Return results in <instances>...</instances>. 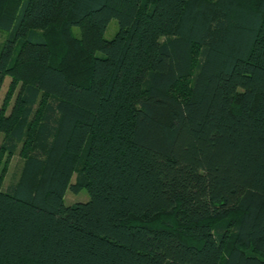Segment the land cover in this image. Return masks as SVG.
<instances>
[{"label":"trees","instance_id":"1","mask_svg":"<svg viewBox=\"0 0 264 264\" xmlns=\"http://www.w3.org/2000/svg\"><path fill=\"white\" fill-rule=\"evenodd\" d=\"M0 31V264H264V0H0Z\"/></svg>","mask_w":264,"mask_h":264},{"label":"rangeland","instance_id":"2","mask_svg":"<svg viewBox=\"0 0 264 264\" xmlns=\"http://www.w3.org/2000/svg\"><path fill=\"white\" fill-rule=\"evenodd\" d=\"M118 30V23L116 20L111 21L107 27L104 36L108 39L112 38ZM6 39V33L0 31V49ZM11 78L5 76L0 85V108H6V111L9 112L12 108V105L15 101L16 95L18 93L19 85L16 88H12L10 85ZM186 83V82H185ZM184 83V86L181 85L176 88L175 92L181 94L188 87ZM179 89V90H178ZM4 133L0 132V177L1 184L4 188H8L11 184L16 182L19 178L20 169L22 167L24 156H23V145L22 143L18 145L15 152L10 153L1 148V143L4 139ZM75 176L73 177V180ZM66 204H75L78 202H85L90 199L89 193L86 189L81 190L79 193H73L67 191L64 196Z\"/></svg>","mask_w":264,"mask_h":264}]
</instances>
